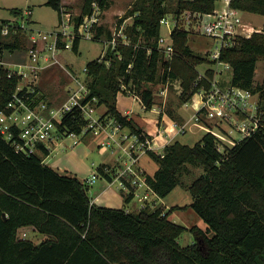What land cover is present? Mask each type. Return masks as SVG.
Here are the masks:
<instances>
[{
	"label": "trees",
	"instance_id": "trees-1",
	"mask_svg": "<svg viewBox=\"0 0 264 264\" xmlns=\"http://www.w3.org/2000/svg\"><path fill=\"white\" fill-rule=\"evenodd\" d=\"M94 1L84 0L82 14L76 17L78 22L92 12ZM98 1L105 11L110 0ZM217 1L179 0L177 13H213ZM166 2L134 0L117 26L120 30L124 19L133 18V23L124 28L130 42L108 45L104 55L86 64L89 94L83 102L96 99L97 105H105L102 121L113 120L140 133L142 128L118 109L119 92L140 96L150 110L156 103L152 87L158 83L179 79L182 104L189 102L201 86L209 87L206 78L199 79L197 65L209 62L214 66L217 62L208 54L192 51L186 29L176 26L172 31L176 54L171 60H166L160 50L161 20L169 12ZM45 4L61 18L62 8L66 7L62 0H47ZM231 5L264 15V0H232ZM11 11L22 13L20 8ZM5 22L1 20L0 30ZM103 27L98 28L95 39L110 41L113 33ZM80 41L75 40L73 50H78ZM26 42L25 30L14 32L11 28L6 35L0 31V59L4 50L25 48ZM261 59L264 33L257 31L240 36L220 55V60L232 68L230 84L258 95L264 117V77L261 83L255 82ZM211 66L206 74L212 78ZM9 74L10 69L0 64V111L6 109L21 81L17 74ZM65 96L67 99L68 91ZM48 102L53 106V101ZM166 111L180 120L175 112ZM87 123L81 109L75 107L57 126L62 134H79ZM218 144L219 139L211 132L193 146L176 140L166 146L164 156L149 151L158 168L153 174L144 171L150 191L165 198L182 184V175L190 172V166L202 168L189 186L193 200L183 206L192 207L207 224L202 229L187 228L170 218L180 206L152 210L146 204L137 212L98 205L89 196L85 180L58 172L44 162L42 153L27 155L0 136V264H264V124L235 145H225L223 151ZM40 147L49 155L45 143ZM106 166L101 165L99 172L105 174ZM124 184L121 193L124 201L130 202L136 187L127 180ZM25 227L45 239L36 243L19 236ZM185 231L194 233L195 241L182 246L179 238Z\"/></svg>",
	"mask_w": 264,
	"mask_h": 264
},
{
	"label": "rangeland",
	"instance_id": "rangeland-1",
	"mask_svg": "<svg viewBox=\"0 0 264 264\" xmlns=\"http://www.w3.org/2000/svg\"><path fill=\"white\" fill-rule=\"evenodd\" d=\"M45 1L46 0H0V17L10 18L12 19L11 21L17 20L20 23H25L28 29L34 30L28 31L26 42L27 44L25 48L17 49L15 51H11L10 49L4 50L2 61L4 63V66L9 68L10 70H18L24 65L31 62L29 49L33 46V42L30 38V35H35L39 30L42 32H51L56 29V25L58 23V12L52 7L46 5ZM65 1L70 2L71 6H69V9L75 16L79 15L82 12L84 0ZM133 2L134 0H110L108 8L103 12L101 16V26H104L103 28L106 29V31L110 30L115 36L119 35L118 33L123 34V37L118 36V41L123 40L121 38H124V36L128 38L124 28L130 26L133 23V18L128 16L126 19H124L123 27L120 30H117V26L118 20L120 18H124L126 11L132 7ZM222 5V0H218L216 8L219 9L222 7ZM166 6L169 10V12L167 13V18H169L170 23L162 25L161 34L169 37L171 29L174 28V19L177 20L176 26L184 28L189 32L188 44L192 51L196 54H208V57L210 59V52L215 51L216 44L210 37L202 34V26L205 20V18L202 16V13L183 11L182 13L178 14L177 10L179 7V0H167ZM19 7L24 8L22 9L21 14L15 15L11 12L13 8ZM31 7L33 8V10ZM30 10L31 13L32 11L34 13L29 15L28 11ZM241 15L243 25L252 26V32L257 31L264 33V15L243 11ZM47 39L52 41L53 36H50V34H48ZM128 40L130 42L129 38ZM42 44L43 43L39 42L37 45L39 49L38 57L40 63L43 65L44 62H46L44 57L48 56L51 51L47 48L44 50V44ZM108 45L109 41L106 40L84 38L80 41L77 51L69 49L63 50L58 53L57 57L60 60V63L53 65L52 67L49 66L50 68L48 67L45 69H41L39 72V78L43 77L41 80L37 81V87L40 91V96L43 95V98H45L46 100L53 101V106H58L63 103L66 100L65 93L68 91V88L71 86L75 87L73 75L77 76L80 81H85L87 77V73L86 71H84L86 64L89 61L106 53ZM208 63L209 62L197 65L200 76L204 75L208 77V75L206 74V69L211 66ZM211 67H214V75L217 73V69H221L219 71V74L222 77V80L230 81L232 76L231 66L227 67L226 64L217 66V64H215ZM200 76L199 79L201 80ZM263 77L264 60L261 59L257 63L255 82L261 83L263 81ZM204 78L205 77H202V79ZM20 82H22V79ZM166 87H168V92L167 97L164 98L162 97V95H159V92ZM152 88L154 90V93L156 94L155 105H158H153V107L161 108L165 100L169 103V105H166L167 107L165 108L178 114V117L183 116L185 118H190L195 113L196 107L193 100L194 97L187 103H180L182 86L179 79L174 81L170 80L166 84L158 83ZM117 105L123 113H125L126 110L132 109L136 113L152 114L150 110L148 112L143 111L141 109L140 103L137 101V98L134 99V95L132 94L129 95L124 92H119L117 97ZM181 106V112H179L177 110V107ZM94 107L96 109L94 114L96 115L103 114L107 110V107L105 105H97L96 102H94ZM177 122H180L182 124L185 122V120L180 119ZM209 122L211 123L208 124L209 128H214L216 131L222 133V135H224L225 133L231 138L235 136L238 138V140L240 139L241 135L237 131L236 123L228 120L227 116L225 119H222L221 117L210 118ZM206 133L207 129L203 130L200 127L192 125L190 123V128L187 129L185 133L177 135L174 141L178 140L183 144L193 146L196 142L201 140ZM54 135V143H51L50 141L47 142V145H50V154L46 155L42 150H39L38 153H42L44 162L48 165L55 166L56 168L64 172L66 171L67 173L76 175L82 180H86L95 173H97V175H100V178L97 179L96 183L89 185L88 194L91 198L100 193L101 189H99V186L102 183L105 185H108V183H110L99 172L98 168L100 167L101 162L104 159L112 158L114 155L118 156L119 154L122 155L123 160L127 159L123 150L118 147L114 148L115 144H112V142L110 141H102L101 145L98 146L95 139L99 134H95L94 132H89L88 134H86L83 131L79 134H62L61 132L55 131ZM224 141L225 145L231 143L229 140L226 141V139H224ZM120 144L122 143L120 142ZM126 144L128 145L129 141H127ZM103 145L105 149L109 148V151H107V153H101V146ZM112 151H114V155L111 154ZM140 165L144 166L149 173H154L158 168V163L153 158H151L149 154H145L141 157ZM190 168L191 169L189 173L184 172V174L182 175V184L178 185L165 198H159L155 193L149 191L146 185H143L137 190V194L132 201L125 202L121 193V188L123 186L120 180L113 182V184L103 192L102 198L105 199L104 201H109V203H111L106 204L108 207H123L126 211L138 212L143 205V202L140 200L141 196H143L145 193H148L149 201L147 202V204L149 205L150 209L153 210L157 207L166 209L163 204L168 205L167 210H170L175 206H180L181 208L174 210V212H172L170 216V218L174 222L184 225L187 228L198 226L202 229H206L207 224L202 220V218L192 207L183 209V206L189 205L193 200V197L189 190V186L192 184L194 179L203 172L202 168L196 166H190ZM19 236L32 239L36 243H39L40 241H43L45 239L44 235L34 231L30 227L21 228L19 231ZM194 241L195 235L191 231H185L179 238V243L182 246L192 244Z\"/></svg>",
	"mask_w": 264,
	"mask_h": 264
},
{
	"label": "built area",
	"instance_id": "built-area-1",
	"mask_svg": "<svg viewBox=\"0 0 264 264\" xmlns=\"http://www.w3.org/2000/svg\"><path fill=\"white\" fill-rule=\"evenodd\" d=\"M222 2V7L216 8L213 13H202V16L205 18L202 34L210 37L216 44L215 51L210 52V60L216 61L217 66L226 64L227 67H230L229 64L220 60L222 49L234 46L240 36H250L253 27L242 24V11L231 5L232 0H222ZM92 8V12L84 16L81 22H78L76 17L81 15L82 12L75 16L71 10L63 7L58 28L50 32L53 40H48L46 32L40 30L35 35H30L33 42V46L29 49L31 62L18 70H10L11 74L9 75L17 74L22 79V82H20L17 90L14 92L6 109L0 111V136L7 141H11L18 151L27 155L39 154V150H42L40 144H46L55 138L54 132H59L57 122L61 121L64 115L75 107L81 109L88 122L83 130L85 133L90 131L100 134L102 131L107 130L110 124H114L116 132L124 128L113 120H109L108 122L102 121V114H94L96 111L94 107L96 99L83 102L89 94L86 80L80 81L72 73L75 87L71 86L68 88L67 99L58 106H50L48 100L41 98L37 87V81L41 79V77L39 78L40 70L60 63L57 57L58 53L63 50H73L74 42L77 38L82 40L84 38L94 39L96 37V32L101 26V16L104 11L98 0L93 2ZM28 14H31V10L28 11ZM167 17L161 20V27L164 24L170 23ZM176 24L177 20L174 19V28ZM11 28H13L14 32H17L19 29L25 30L27 34L30 30L25 23L14 20L2 23L1 34H8ZM174 28L171 29L169 37L162 34L159 37V48L164 53L166 60H171L176 54L172 40ZM118 34L116 36L113 35V38L109 41V45L116 46L119 42L118 36L123 37L122 33ZM121 39L123 40H119L123 43H129L126 36ZM39 42L44 44V50L47 48L51 51L48 56L44 57L46 62L43 65L40 63L38 57L39 49L37 44ZM0 64H4L2 59H0ZM220 70L217 69V73L212 78L204 75L200 76L201 79L205 77L210 85L208 88L201 86L196 91L193 99L196 107L195 113L182 124L173 120L171 125L166 126V134L164 137L162 136L163 143L158 142L156 138L145 132L135 133L129 130L122 134V139L129 141V144L123 149L127 159L122 160L121 166L115 172L109 166L104 167V173L109 175L112 172L116 173L114 175L121 180L123 187H126L124 184L126 180L130 181L136 187V194L137 190L143 185H146L150 191L145 182L144 170L140 166L141 157L148 154L151 150L164 156L166 146L171 144L177 135L185 133L190 128V123L203 130L207 129V132L214 134L219 139L218 149L222 151L225 146L224 139L226 141L229 140L231 143L228 145L233 146L238 141V138L235 136L231 138L225 133L222 135V133L216 131L214 128H209L208 124H211L209 122L210 118L221 117L225 119L227 116L228 120L236 123L237 131L241 135L240 139L251 136L259 130L264 124V117L258 101V95L253 94L251 91L234 87L228 80H222L219 74ZM84 71H86V66ZM197 84L199 83L197 82ZM128 92L130 93V91ZM167 92L168 87L162 89L159 95L166 98ZM154 95L156 98L155 93ZM135 97L141 101L140 96L135 94ZM164 103H166L165 100ZM143 108L146 110L144 105ZM163 109L164 106H161L159 112H162ZM119 146H121L120 143ZM97 178L98 175L95 173L85 181L91 185ZM148 199V193L141 196L142 207L147 204Z\"/></svg>",
	"mask_w": 264,
	"mask_h": 264
},
{
	"label": "crops",
	"instance_id": "crops-1",
	"mask_svg": "<svg viewBox=\"0 0 264 264\" xmlns=\"http://www.w3.org/2000/svg\"><path fill=\"white\" fill-rule=\"evenodd\" d=\"M47 1V0H46ZM45 1V2H46ZM62 2H63V4L69 9V6H71V4H70V2L69 1H65V0H62ZM19 8H21V7H19ZM32 8V7H31ZM12 9V8H11ZM21 9H24V8H21ZM32 10H33V8H32ZM70 10V9H69ZM12 12V11H11ZM243 12H245V11H243ZM34 12L32 11V13L31 14H33ZM1 20H7V21H11L12 19H10V18H4V17H0V21ZM36 22V21H35ZM37 23V22H36ZM58 23H59V15H58ZM58 23H57V27H56V29L58 28ZM55 30V29H54ZM48 34H50V32H46V35L48 36ZM28 35V34H27ZM43 45V44H42ZM126 94H129V95H131V93H129V92H126ZM132 95H134V99H136V97H135V94H132ZM137 101L140 103V105H141V109L143 110V111H146V112H148L149 110H145L144 108H143V104L141 103V101L139 100V99H137ZM166 105L168 106L169 105V103L168 102H166ZM155 106H158V105H155ZM162 106H164V109H163V111L162 112H159V108L160 107H153L152 109H150V112L152 113V114H141V113H136L135 111H133L132 109L131 110H126L125 111V113H123L121 110H120V108L118 107V109L123 113V114H126V115H128L130 118H132L141 128H142V130H143V132H145V133H147V134H150V135H152V137H154V138H156L157 139V141L158 142H160V143H163V140H162V136L164 137L165 136V134H166V130H165V128H166V126H168V125H171V122H173V120H175V119H173L169 114H168V112L166 111V110H168L167 108H165V103L164 104H162ZM166 106V107H167ZM176 108V107H175ZM181 108H182V106L181 107H177V110L179 111V112H181ZM176 114V113H175ZM177 115V117H178V114H176ZM179 118L181 119V120H188L189 118H185V117H183V116H179ZM109 125V124H108ZM130 129L128 128V127H124V128H122V129H120L119 131H115V126H114V124H110L109 126H108V129L107 130H105V131H102L98 136H97V138L95 139V141H96V144L98 145V146H100L101 145V142L102 141H110V142H112V144L114 143L115 144V146H114V148L115 147H118V148H121L122 150L125 148V146L127 145L126 143H127V141H125V140H123L122 139V134H124V133H126V132H128ZM111 136V137H110ZM176 141V140H175ZM51 143H54V139L53 140H51L50 141ZM92 142V141H91ZM122 143L121 144V146L123 147H121V146H117V145H119V143ZM89 143H90V140H89ZM46 146H47V148L50 150V145H47V143H46ZM113 148V149H114ZM107 151H109V148H104V146H101V153H107ZM50 152H51V150H50ZM124 152V151H123ZM50 154V153H49ZM111 154H113L114 155V151H112L111 152ZM114 156H116V155H114ZM112 157V158H108V159H104L102 162H101V164H100V166L101 165H107V166H109V167H111V168H113V170H114V172L115 171H117L118 170V168H119V166H121V162H122V160H123V158H122V155H118V156H116V157ZM141 166V168L145 171V172H147V173H149L148 172V170L144 167V166H142V165H140ZM54 169H56L58 172H60V173H67L66 171L64 172V171H62V170H60V169H58V168H56L55 166H52ZM156 171V170H155ZM70 174V173H69ZM106 180H108V182H110V183H108V185L106 184H101L100 186H99V189H101L100 190V193L99 194H97L96 196H94L93 198H92V201L94 202V203H96V204H100V205H102V206H107L106 204H111V203H109V201H104L105 199H103L102 198V195H103V192L110 186V185H112L113 184V182H115V181H117V180H120V179H118L114 174H116V173H113L112 172V174L111 175H105V174H103V173H100ZM150 174H153V173H150ZM100 175H98V178L97 179H99L100 177H99ZM109 176V177H108ZM112 180V181H111ZM121 181V180H120ZM97 182V180L94 182V183H96ZM94 183H92V184H94ZM91 184V185H92ZM160 198V197H159ZM165 207H166V209L165 210H167L168 209V205H165V204H163ZM162 205V206H163ZM108 207V206H107ZM112 207V206H111ZM119 208H123V207H119Z\"/></svg>",
	"mask_w": 264,
	"mask_h": 264
}]
</instances>
